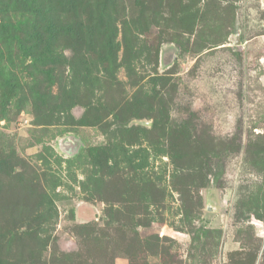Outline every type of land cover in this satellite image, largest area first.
Segmentation results:
<instances>
[{"label":"rangeland","instance_id":"1","mask_svg":"<svg viewBox=\"0 0 264 264\" xmlns=\"http://www.w3.org/2000/svg\"><path fill=\"white\" fill-rule=\"evenodd\" d=\"M0 264H264V0H0Z\"/></svg>","mask_w":264,"mask_h":264}]
</instances>
